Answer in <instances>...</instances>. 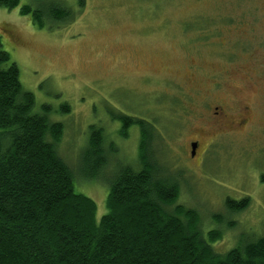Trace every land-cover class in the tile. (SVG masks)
I'll return each mask as SVG.
<instances>
[{
    "label": "rangeland",
    "instance_id": "obj_1",
    "mask_svg": "<svg viewBox=\"0 0 264 264\" xmlns=\"http://www.w3.org/2000/svg\"><path fill=\"white\" fill-rule=\"evenodd\" d=\"M62 1L75 18L41 28L20 14L35 0L0 7V39L34 96L33 112L62 124L56 151L74 191L94 201L96 221L107 213L111 176L140 168V130L122 132L127 115L153 125L160 140L152 150L180 182L177 204L198 212L203 234L221 232L216 253L264 235V0H163L162 8L158 0ZM219 12L232 25L215 18L209 26L206 14ZM92 128L102 131L108 163L88 177L82 152ZM245 198L240 212L225 204Z\"/></svg>",
    "mask_w": 264,
    "mask_h": 264
},
{
    "label": "trees",
    "instance_id": "obj_2",
    "mask_svg": "<svg viewBox=\"0 0 264 264\" xmlns=\"http://www.w3.org/2000/svg\"><path fill=\"white\" fill-rule=\"evenodd\" d=\"M35 1L34 7L20 6V14H30L39 28L75 18L62 0ZM240 1L235 5L246 6L247 0ZM19 2L0 0V7L12 9ZM158 2L160 8L168 4ZM221 14L225 17L206 14L209 26L215 18L232 25L229 13ZM33 106L34 96L23 89L18 67L0 39V264H264V235L242 240L223 255L214 251L212 243L221 232L203 234L198 212L177 204L178 176L154 154L160 139L146 119L120 116L122 132L132 124L140 130V168L120 166L111 176L107 213L97 222L94 201L74 191L73 171L56 151L62 124H49ZM102 146L101 129L92 128L82 152L88 177L108 163ZM247 201L227 199L225 204L234 213L246 209Z\"/></svg>",
    "mask_w": 264,
    "mask_h": 264
},
{
    "label": "flooded vegetation",
    "instance_id": "obj_3",
    "mask_svg": "<svg viewBox=\"0 0 264 264\" xmlns=\"http://www.w3.org/2000/svg\"><path fill=\"white\" fill-rule=\"evenodd\" d=\"M218 112L215 110L214 111V114H217ZM222 122V120L220 121V123ZM192 144H196V148H197V145H198V140L197 139H193L191 142H190V154L191 156H194L195 152H196V148H195V151H194V154L192 155Z\"/></svg>",
    "mask_w": 264,
    "mask_h": 264
},
{
    "label": "water",
    "instance_id": "obj_4",
    "mask_svg": "<svg viewBox=\"0 0 264 264\" xmlns=\"http://www.w3.org/2000/svg\"><path fill=\"white\" fill-rule=\"evenodd\" d=\"M195 148H196V144H192V155L194 154Z\"/></svg>",
    "mask_w": 264,
    "mask_h": 264
}]
</instances>
